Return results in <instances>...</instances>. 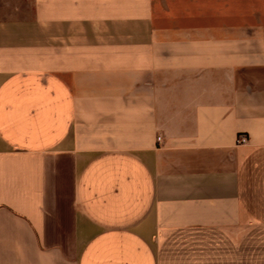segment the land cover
<instances>
[{"label": "crops", "instance_id": "1", "mask_svg": "<svg viewBox=\"0 0 264 264\" xmlns=\"http://www.w3.org/2000/svg\"><path fill=\"white\" fill-rule=\"evenodd\" d=\"M0 264H264V0H0Z\"/></svg>", "mask_w": 264, "mask_h": 264}, {"label": "built area", "instance_id": "2", "mask_svg": "<svg viewBox=\"0 0 264 264\" xmlns=\"http://www.w3.org/2000/svg\"><path fill=\"white\" fill-rule=\"evenodd\" d=\"M161 137L159 136V141H161ZM248 140V138H246V136L244 134H241V136L239 137V142H246Z\"/></svg>", "mask_w": 264, "mask_h": 264}]
</instances>
